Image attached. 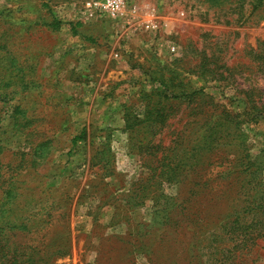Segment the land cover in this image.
I'll return each mask as SVG.
<instances>
[{"label": "rangeland", "instance_id": "1", "mask_svg": "<svg viewBox=\"0 0 264 264\" xmlns=\"http://www.w3.org/2000/svg\"><path fill=\"white\" fill-rule=\"evenodd\" d=\"M84 1L0 0V264H221L228 249L264 264V237L226 230L264 193L262 10L131 0L141 46L123 72V23H83ZM202 64L223 76L197 77ZM154 78L211 100L148 97Z\"/></svg>", "mask_w": 264, "mask_h": 264}, {"label": "trees", "instance_id": "2", "mask_svg": "<svg viewBox=\"0 0 264 264\" xmlns=\"http://www.w3.org/2000/svg\"><path fill=\"white\" fill-rule=\"evenodd\" d=\"M210 1V0H207ZM212 1V0H211ZM250 2L253 4L252 8L253 11H258V10H262V13H264V0H250ZM58 23H55V25H53V30H57L59 28ZM208 65L206 64H202V66L200 67V71H198V73H194L197 77L204 79V78H212V80H220V76L223 75H219L218 72L211 70L210 68L207 67ZM153 83H158L160 88L158 91H154L152 92L151 95H148V97H157L158 99H172V100H178L180 98H184L187 97L186 99H188L190 102L193 101L195 96H206L208 98V100H211V97L205 95L203 93L202 90H191L187 92H180L178 94H169L168 93V88L169 85L168 83H166L165 81H159L156 80L155 78L152 79ZM2 95H0L1 97ZM245 104L248 105V103H250V99L245 100ZM131 105L125 107V123H126V127L125 129L127 130L128 133L132 132V130L135 127H132L130 124V119L128 118V111L130 109ZM253 114H256L258 117H264V107H260L258 105H256V103H253V107H251ZM228 116L229 119H231L230 115H228L227 113H225L224 111H222L221 117L217 118L218 121H216L213 124V129L215 131L214 135H209L206 137V139H211V138H217L218 139V135L221 134V132H223L224 130H226L228 128V123L226 122L227 120H223L222 116ZM229 121V120H228ZM151 122V121H149ZM231 125H238L235 123H231ZM86 136L85 130H83V132L81 133V135L79 137L74 138L73 140V144L76 141L79 140H84ZM216 136V137H213ZM205 139V140H206ZM217 139H212V141H215ZM211 149V148H208ZM1 150L2 147L0 145V154H1ZM110 150V149H109ZM200 150H206L205 148L200 147ZM263 186V184H261ZM264 190V188H263ZM10 194V193H9ZM136 198V197H135ZM1 210V209H0ZM166 216H162V218H165ZM234 220L232 222L229 223V225L226 227V230H228L229 232L227 233V235L230 236H235L237 237L236 239H247L248 241L251 240H257L258 238H262L264 237V193L262 195H260L257 199H254L251 203H249V208L245 211V213L243 214H238L236 216L233 217ZM9 222L6 223V225ZM5 231L4 229H1V232ZM242 245V243H241ZM237 247V246H236ZM237 248H242V247H237ZM234 248V249H237ZM237 250H241V249H237ZM228 252V254H230V258L231 259H236V253H232V249H228L226 250ZM243 252V251H242ZM243 255V254H242ZM240 258V256L238 257V259ZM237 259V260H238ZM234 260H232V262H224L221 264H244V262H241L238 260V262H235Z\"/></svg>", "mask_w": 264, "mask_h": 264}, {"label": "built area", "instance_id": "3", "mask_svg": "<svg viewBox=\"0 0 264 264\" xmlns=\"http://www.w3.org/2000/svg\"><path fill=\"white\" fill-rule=\"evenodd\" d=\"M138 14L139 9L131 0H85L80 9L83 23L109 19L129 27L138 23ZM141 25L151 33L158 32L161 27L157 14L151 12L147 13ZM175 50L176 48L172 47V51Z\"/></svg>", "mask_w": 264, "mask_h": 264}, {"label": "crops", "instance_id": "4", "mask_svg": "<svg viewBox=\"0 0 264 264\" xmlns=\"http://www.w3.org/2000/svg\"><path fill=\"white\" fill-rule=\"evenodd\" d=\"M126 24H123V45L120 46V51L118 53H115V56L116 55H120V57H123V72L126 71V70H131L130 66L127 64L129 58L131 57V55L133 54L134 50H137L136 48L138 46H141L139 45V37L136 36V26L133 28H129L127 29L126 27ZM148 46V44L146 45ZM139 48V47H138ZM137 52V51H135ZM131 105L130 101H123V114L121 116V121H123V133L126 134L128 133L127 130L125 129L126 127V123H125V107ZM112 116L109 117V119H111ZM86 132V131H85Z\"/></svg>", "mask_w": 264, "mask_h": 264}]
</instances>
